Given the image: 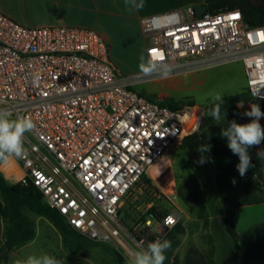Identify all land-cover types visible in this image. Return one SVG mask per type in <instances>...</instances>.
<instances>
[{
	"label": "built area",
	"instance_id": "obj_1",
	"mask_svg": "<svg viewBox=\"0 0 264 264\" xmlns=\"http://www.w3.org/2000/svg\"><path fill=\"white\" fill-rule=\"evenodd\" d=\"M139 25L155 69L121 74L99 32L25 27L0 12V109L35 124L24 135L26 155L0 161V173L36 187L81 236L119 251L164 240L181 223L177 190L157 188L151 172L205 115L204 106L172 109L132 87L240 62L246 90L264 98V25L246 24L238 9L212 13L203 3ZM134 193L147 200L137 217L124 210Z\"/></svg>",
	"mask_w": 264,
	"mask_h": 264
},
{
	"label": "rangeland",
	"instance_id": "obj_2",
	"mask_svg": "<svg viewBox=\"0 0 264 264\" xmlns=\"http://www.w3.org/2000/svg\"><path fill=\"white\" fill-rule=\"evenodd\" d=\"M201 1L203 4L204 0ZM98 31L108 39L113 63L121 74L141 72L131 22L118 20L112 28H99ZM245 84L242 64L232 62L169 79L136 84L132 87V91L151 101L174 100L206 106L208 103L215 102L216 95L222 98L233 95L240 92ZM236 117V114H232L223 119L221 115L218 124L215 121L219 137L225 143H227V138L222 137L220 133L231 121L237 122ZM202 159L203 163L185 164V154L180 147L161 159L151 172L150 179L157 188L164 191L175 188L177 192L179 190L184 200L183 205L181 204L182 231L176 234L175 238L170 239L172 247L167 252L172 264H186L187 259L196 264H233L235 260L234 241L221 226L223 216L217 214L218 210L222 209L213 184L218 160L206 153H203ZM162 165L161 172L156 171ZM195 193L200 196L201 205L196 204L193 198ZM236 198L241 200L242 195L237 194ZM146 201L144 195L134 193L127 199L124 210H129L134 217H137L144 211ZM137 209H139L138 212ZM28 216L34 222L36 229L34 239L27 243L33 242L26 250L29 255L39 256L46 253L62 261V264H67L66 262L77 264L75 259L77 261L86 260L87 264H109L101 248H85L74 259L67 260L64 253H67L70 247L62 242L55 227L45 218L31 213H28ZM219 217H222L220 226L215 223V219L218 220ZM156 228L158 229L157 226ZM2 230L3 223L0 220V243L2 242ZM21 247L14 251L19 252ZM116 251L121 256V264H123L126 252H131L128 249ZM10 255L8 263L11 261Z\"/></svg>",
	"mask_w": 264,
	"mask_h": 264
},
{
	"label": "trees",
	"instance_id": "obj_3",
	"mask_svg": "<svg viewBox=\"0 0 264 264\" xmlns=\"http://www.w3.org/2000/svg\"><path fill=\"white\" fill-rule=\"evenodd\" d=\"M207 8L212 13L238 9L246 24L250 26L264 25V0H205ZM220 106L221 114L225 116L238 115L237 105L239 103H256L264 106V98L252 96L246 88L233 95L222 98ZM183 101L168 100L161 104L172 109H177ZM219 101L208 103L205 108V115L197 131L187 135L181 145L185 154V164L200 163L203 153H206L218 160L215 168L214 188L219 196L222 209L217 214L223 216L222 227L234 240L235 264L238 256V236L234 226L235 210L245 204H260L264 202V173L259 163L251 156V163L254 167L247 170L245 176L241 177L236 165L239 157L234 155L227 144L220 139L215 120L208 115L211 108ZM193 104V103H189ZM202 145L210 146L209 150L201 152L198 149ZM237 194L242 199L236 198ZM180 202L184 200L178 190ZM196 204L201 205L198 194H193ZM0 220L3 223L2 242L0 243V264H7L9 254L17 248L31 242L36 234L35 224L28 216V213L47 219L59 232L63 241L73 252H77L82 246L90 243L81 236L65 219L55 210H52L45 203L40 192L31 184L21 185L10 183L0 173ZM155 208L152 210L154 211ZM216 225H219L215 219ZM182 231L181 224H178L165 238L167 240L176 237ZM95 244V243H94ZM110 255L121 264V256L112 247H107ZM186 264H196L187 259Z\"/></svg>",
	"mask_w": 264,
	"mask_h": 264
},
{
	"label": "crops",
	"instance_id": "obj_4",
	"mask_svg": "<svg viewBox=\"0 0 264 264\" xmlns=\"http://www.w3.org/2000/svg\"><path fill=\"white\" fill-rule=\"evenodd\" d=\"M139 2L140 0H134L126 6L125 0H0V12L25 27H82L99 32V28H112L118 20L131 22L134 28L138 59L140 63H147L144 38L140 31L139 21L143 17L202 3L201 0H142L144 7L142 10L137 11L134 3ZM103 36L105 37V35ZM106 40L109 44L111 56V46L107 38ZM142 57L143 60H141ZM250 106L251 104L247 103L237 105L238 115L236 118L238 124L250 122L251 118L244 115L246 111L250 110ZM259 106L264 111V106ZM259 122L264 127V118H261ZM260 150H264V141L260 145L248 149L249 154L259 163L260 169L264 173V158L257 156V152ZM162 167L163 165L156 171L161 172ZM234 226L238 236V256L235 264H264V202L239 206L235 210ZM59 237L64 243L60 234ZM32 244L33 242L22 246L19 252L12 251L10 253L11 261L8 264H14L17 259H25L29 256L26 250ZM107 247L110 246L99 243L94 244L93 242L90 245L82 246L77 252L68 249L64 256L67 260L74 259L85 248H101L109 264H117L116 259L107 251ZM134 250L136 249H129L131 252ZM129 254L130 252H126L124 255L123 264H128ZM75 260L77 264H87L86 260ZM66 263L68 264V262ZM164 264H172L168 252H166Z\"/></svg>",
	"mask_w": 264,
	"mask_h": 264
},
{
	"label": "clouds",
	"instance_id": "obj_5",
	"mask_svg": "<svg viewBox=\"0 0 264 264\" xmlns=\"http://www.w3.org/2000/svg\"><path fill=\"white\" fill-rule=\"evenodd\" d=\"M130 2H134V0H125V5L127 6ZM134 7L137 11L142 10L144 7L142 0L139 3H134ZM139 67L143 73L148 74L154 71L155 63L150 60L147 63L142 62ZM167 74V72L164 73V75ZM214 100L219 101V103H216L209 110L208 115L218 124L221 120L220 106L223 99L222 96L216 95ZM244 115L251 118L249 123L238 124L233 120L220 133L222 137L227 138L228 148L239 157L236 168L241 177L245 176L249 168L254 167L248 149L252 146H258L264 141V127L259 122L261 118H264V111L261 110L259 104L252 103L250 110L246 111ZM223 119H225V113H223ZM34 127L35 124L30 116L14 117L11 111L0 109V161L7 163L12 157L20 158L26 155L23 143L24 135ZM209 148L208 145H202L198 150L204 152ZM257 156L264 158V150L258 151ZM203 162L204 160L201 159L200 163ZM171 247L170 240L156 239L147 243L146 247H140L130 252L128 264H164L166 252ZM14 264H62V261L45 253L39 256L29 255L25 259H17Z\"/></svg>",
	"mask_w": 264,
	"mask_h": 264
},
{
	"label": "snow or ice",
	"instance_id": "obj_6",
	"mask_svg": "<svg viewBox=\"0 0 264 264\" xmlns=\"http://www.w3.org/2000/svg\"><path fill=\"white\" fill-rule=\"evenodd\" d=\"M167 222L168 223H173V221L171 220V218H169V220Z\"/></svg>",
	"mask_w": 264,
	"mask_h": 264
},
{
	"label": "water",
	"instance_id": "obj_7",
	"mask_svg": "<svg viewBox=\"0 0 264 264\" xmlns=\"http://www.w3.org/2000/svg\"><path fill=\"white\" fill-rule=\"evenodd\" d=\"M218 221H219V223H221V221H222V217H219V218H218Z\"/></svg>",
	"mask_w": 264,
	"mask_h": 264
},
{
	"label": "bare ground",
	"instance_id": "obj_8",
	"mask_svg": "<svg viewBox=\"0 0 264 264\" xmlns=\"http://www.w3.org/2000/svg\"><path fill=\"white\" fill-rule=\"evenodd\" d=\"M153 170V169H152Z\"/></svg>",
	"mask_w": 264,
	"mask_h": 264
}]
</instances>
